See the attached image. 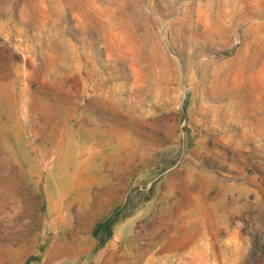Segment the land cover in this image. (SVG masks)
Segmentation results:
<instances>
[{
    "label": "rangeland",
    "instance_id": "obj_1",
    "mask_svg": "<svg viewBox=\"0 0 264 264\" xmlns=\"http://www.w3.org/2000/svg\"><path fill=\"white\" fill-rule=\"evenodd\" d=\"M0 264H264V0H0Z\"/></svg>",
    "mask_w": 264,
    "mask_h": 264
},
{
    "label": "trees",
    "instance_id": "obj_2",
    "mask_svg": "<svg viewBox=\"0 0 264 264\" xmlns=\"http://www.w3.org/2000/svg\"><path fill=\"white\" fill-rule=\"evenodd\" d=\"M108 222H109V221L106 220V221H104L103 223H107V224H108Z\"/></svg>",
    "mask_w": 264,
    "mask_h": 264
},
{
    "label": "bare ground",
    "instance_id": "obj_3",
    "mask_svg": "<svg viewBox=\"0 0 264 264\" xmlns=\"http://www.w3.org/2000/svg\"><path fill=\"white\" fill-rule=\"evenodd\" d=\"M55 247V246H54Z\"/></svg>",
    "mask_w": 264,
    "mask_h": 264
}]
</instances>
